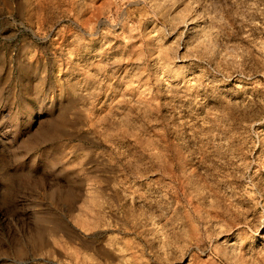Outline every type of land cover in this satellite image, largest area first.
<instances>
[{
	"label": "rangeland",
	"instance_id": "374dc122",
	"mask_svg": "<svg viewBox=\"0 0 264 264\" xmlns=\"http://www.w3.org/2000/svg\"><path fill=\"white\" fill-rule=\"evenodd\" d=\"M0 264H264V0H0Z\"/></svg>",
	"mask_w": 264,
	"mask_h": 264
},
{
	"label": "bare ground",
	"instance_id": "6f19581e",
	"mask_svg": "<svg viewBox=\"0 0 264 264\" xmlns=\"http://www.w3.org/2000/svg\"><path fill=\"white\" fill-rule=\"evenodd\" d=\"M190 28H192V27L190 26Z\"/></svg>",
	"mask_w": 264,
	"mask_h": 264
}]
</instances>
